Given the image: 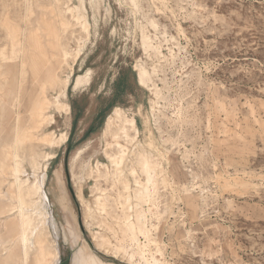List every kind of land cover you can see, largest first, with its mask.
Masks as SVG:
<instances>
[{"label": "rangeland", "instance_id": "obj_1", "mask_svg": "<svg viewBox=\"0 0 264 264\" xmlns=\"http://www.w3.org/2000/svg\"><path fill=\"white\" fill-rule=\"evenodd\" d=\"M117 108L139 131L120 170ZM16 161L48 216L24 264H264V0H0V264L25 255Z\"/></svg>", "mask_w": 264, "mask_h": 264}, {"label": "bare ground", "instance_id": "obj_2", "mask_svg": "<svg viewBox=\"0 0 264 264\" xmlns=\"http://www.w3.org/2000/svg\"><path fill=\"white\" fill-rule=\"evenodd\" d=\"M79 20H82V19L79 18ZM139 78H140V82L145 85V83L147 81V73L144 70H140ZM65 108H67L66 109L67 111L69 110V108L66 105H65ZM38 117L40 119V122L45 121L48 118V117H46L43 109L40 110V112L38 113ZM49 118H50V120L53 119L51 116H49ZM50 122H53V120ZM133 131H135L136 134L139 132L137 127H136L135 120L129 121L128 117L125 116V112H123V110L120 108H117L114 110V112L112 113L111 116H109V118L105 124V130H104L105 136H110L113 140H115L117 142L116 146L118 147V153L115 152L113 154H110L109 152H106V156L110 160L112 165L117 170H120L121 162L119 159L121 157H126V156H124V154L126 152L125 146L121 145L118 142V140H125L127 142L132 143L133 141H135V139H137V137L135 136L136 134L134 135ZM63 138L66 140V137H63ZM15 152H16V150H15ZM13 158L16 159L17 155H13ZM145 158H141V160L139 161V165L145 171L147 170L146 174H147L148 186L150 184L155 188V183L153 182V180H154L153 173L155 171L153 172V170H152L153 168H151L149 166V161H147ZM122 162L124 163V161H122ZM104 170H106V172L103 173L104 174L103 177L107 178L109 175L108 167L105 166ZM23 171L24 170H22V167L19 165V163L17 161H16L13 169L11 168V177L13 178V182L10 183V187H11V193H12V202H13L12 206H13V208L11 211L12 214H10L8 216V218L9 217H17L19 219V222H20V230H19L18 234L16 235V237L19 239V241L21 242V244L24 248L25 255H24L22 263L24 264L25 262H27L31 255H34L37 263H42V261L44 260V255L46 254V250H45L46 242L43 239L44 231L46 229V227H45L46 221H47V217H48L46 212H45V209H44L46 196L43 195L44 193H43L42 184L39 183L40 181L38 179H35L34 182H30L29 179L23 180L21 178V173ZM98 172L102 176V173L100 171H98ZM136 183L138 186H140L142 188L140 190L139 194L142 195V197L144 199L152 200L153 197H152V195H150L149 187H147L145 184H143L142 182H139V181H137ZM126 190H129V189L126 188ZM83 197H84L83 193L81 192L80 199H79V197H78V199L81 200L85 204ZM97 200L99 203L100 214H107L108 213V204H109L108 199H105L104 197H98ZM102 200H105V201L102 202ZM87 206H88V204H87ZM127 220H129V219H127ZM141 220H143V216L140 215V216H138V220H137L138 224H139V222H141ZM43 221L45 222V224H43V227H41V229H40L39 224ZM126 227L128 230H130L132 232V236H134L133 230L136 227L135 223L128 222L126 224ZM96 247L98 249H101L102 244L100 242H98V243H96ZM123 249H124L123 246H119L116 248V252L119 253ZM8 253H9V250L6 247L3 248L2 256L7 257ZM142 256H143V259L145 260L146 264H150L148 259L145 258L144 252L142 253ZM58 259H59V254H58V251L55 250V252H54V261L55 262L53 261L51 264H56V261Z\"/></svg>", "mask_w": 264, "mask_h": 264}, {"label": "trees", "instance_id": "obj_3", "mask_svg": "<svg viewBox=\"0 0 264 264\" xmlns=\"http://www.w3.org/2000/svg\"><path fill=\"white\" fill-rule=\"evenodd\" d=\"M124 85V78L121 76L119 77L117 83H116V86H115V89H116V94H118L120 91H122V86ZM121 89V90H120ZM73 110H74V104L72 106ZM80 112L75 116L74 118V121H73V126H76L77 122H78V119L80 117Z\"/></svg>", "mask_w": 264, "mask_h": 264}, {"label": "water", "instance_id": "obj_4", "mask_svg": "<svg viewBox=\"0 0 264 264\" xmlns=\"http://www.w3.org/2000/svg\"><path fill=\"white\" fill-rule=\"evenodd\" d=\"M65 172H66V177H67V182H68L69 190L73 194V190L71 188V178H70V173H69V168H68V161H66V163H65ZM80 227H81V230L83 231V225H82L81 222H80Z\"/></svg>", "mask_w": 264, "mask_h": 264}]
</instances>
